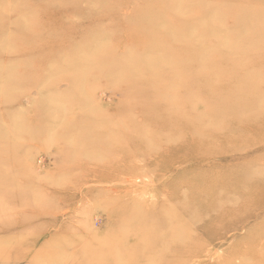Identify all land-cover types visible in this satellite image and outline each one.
Instances as JSON below:
<instances>
[{
  "label": "rangeland",
  "instance_id": "374dc122",
  "mask_svg": "<svg viewBox=\"0 0 264 264\" xmlns=\"http://www.w3.org/2000/svg\"><path fill=\"white\" fill-rule=\"evenodd\" d=\"M263 219L264 0H0V264H253Z\"/></svg>",
  "mask_w": 264,
  "mask_h": 264
},
{
  "label": "bare ground",
  "instance_id": "6f19581e",
  "mask_svg": "<svg viewBox=\"0 0 264 264\" xmlns=\"http://www.w3.org/2000/svg\"><path fill=\"white\" fill-rule=\"evenodd\" d=\"M181 15H183V13ZM212 19L215 20L214 18H212ZM216 23H217V21H216ZM245 23H246V26H245L246 27V30L248 28V29L254 31L255 29H258V28L261 27V24L258 23V21L256 19L255 20H252V19L246 18V22ZM250 23H252V25H248ZM188 84L189 85H192V86L195 85V87H197V86L200 87V86H202V84L205 85L206 87H208L207 88V90H208L207 91L208 96H215V95L220 94V92H222V91H220V88H223V85H222L223 84V80H216V81H211V80L205 81V80H203V82H200V81H192V82H190ZM235 86L237 87L238 85H235ZM239 88H241V90L243 89V87H239ZM245 92L246 93H244V94L239 93L238 94V97H236V100L239 101V102H241V103H243L244 105H247L248 104L247 101H242L241 100L242 98H244L245 96H247V95L250 94V91H248L246 89H245ZM171 97L172 96H170L169 94H163L162 95V116L165 115V113H168V112H170L173 109V107L170 106V105L171 104H175V99H174V97H172L173 99ZM221 97H222V100H223V99H227V97H229V96H227L225 94H221ZM259 97H262V96H259ZM201 112L203 113V109H202ZM239 114H242V113H239ZM255 116L257 117V115H255ZM197 118L200 121V117L198 116ZM106 123L107 122H105V121L102 122L101 125H100V127L97 126L98 124H100V123H98L96 125V127H97L96 129H100V128L103 129V127H105L104 124H106ZM81 131H82V128L78 132H81ZM86 131L87 130L84 129L83 132H86ZM118 131H121L125 136H127V135H133L132 132H129L126 129H118ZM143 133L145 134V132H143ZM191 133L193 135H196V136H200V134H203V132H200V129L192 130ZM127 137H128V140L132 138L131 136H127ZM146 146H147V149H146L147 152H150L151 153L149 144H147ZM258 158H260V155L258 156ZM101 169L102 168H100L99 170H101ZM99 170L98 171H95V174H93V178H98L100 180H103L107 176L104 173H99ZM227 195H228V193L226 194V196ZM144 214H145V212H144ZM139 215H140V211L139 212L138 211H133V212L130 213V217H133V218L136 217V216H139ZM262 221H264V219ZM139 227H142V225H139ZM259 227L264 228V224L262 226H259ZM246 246L247 247H244V246L241 247L240 246V248H233L228 253L229 257L231 258L232 256L238 255L242 251L248 250V251H250V252H252L254 254V255H251V257H250V259L252 260L253 264H264V249H260V246H264V234L259 235V236H250V238H248V243H247ZM217 254L218 253H216V255Z\"/></svg>",
  "mask_w": 264,
  "mask_h": 264
}]
</instances>
